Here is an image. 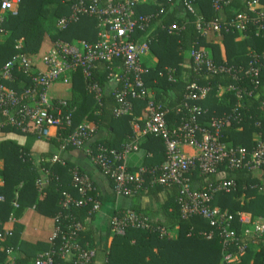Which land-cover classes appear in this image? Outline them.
<instances>
[{
    "label": "trees",
    "instance_id": "obj_1",
    "mask_svg": "<svg viewBox=\"0 0 264 264\" xmlns=\"http://www.w3.org/2000/svg\"><path fill=\"white\" fill-rule=\"evenodd\" d=\"M187 1L192 3L194 14L185 10L182 0H153L135 8L136 15L151 17L152 30L135 32L133 35L135 41L145 40L149 44V53L141 61L146 70L142 79L148 96L130 100V116H114L116 103L113 91L121 90L122 85L109 77L107 64L96 63L88 79L79 71L72 76L71 95L62 100L65 106L61 108L63 114L73 110L71 124L66 130L60 131L56 138H42L32 124L25 133L11 127L0 130V135L15 134L25 140L22 145L14 140L0 141V232L4 240L0 249V264H7L11 259L14 264H32L38 253H45L50 248L48 242L30 244L21 240L23 226L19 223H13L8 229L4 228L10 217L16 216L23 208L33 209L51 219L58 213L74 216L82 226L79 244L93 252L91 264H223L222 255L225 250L221 240L218 237L207 240L201 235L213 228L198 217L181 218L178 203L180 186L151 182L165 159L164 145L159 137L147 135L144 148L149 156L141 167L147 171L145 183L134 195L124 198L131 200L128 210L146 218L153 227H177L175 239H159L153 231L130 228L125 230L123 236H113L110 220L108 230L101 234L91 226L96 212L91 211L90 205L80 208L69 206L67 209L61 207V191L68 192L73 199L80 198L76 188L71 185L72 172L85 174L80 168L61 158L62 154L75 148L67 147L59 151L60 139L80 124L89 123L95 127V131L104 134L102 140L92 144L93 150L96 145H101L109 150L121 151L133 139L131 122L143 124L145 108L149 102L166 111L168 129L174 132L183 116V111L178 112L182 100L179 84L197 83L211 87L206 98L197 104L201 111L199 124L202 129L211 132V125L217 124L220 140L227 148H244L250 153L257 144L264 143V33L258 34L255 25L251 24L241 37L230 27L237 15L254 18L255 12L264 9V0ZM73 2L74 0H20L15 14H7L2 24L7 35L0 42V69L19 54L37 55L46 39L50 43H72L77 40L88 44L96 43L98 38L95 18L78 16L69 20ZM251 2L255 4L250 6ZM215 5L218 6L217 9ZM196 16L201 17L205 23H219V34L211 33L201 37L194 24ZM62 18L67 22L60 28L58 22ZM172 24L178 27L173 34L161 29V26ZM192 49L208 52L213 65L228 70L229 74L195 72L189 57ZM250 63H255L259 68L256 85L252 84L250 77L244 75ZM234 71L235 81L232 78ZM89 84H95L99 88L98 100L87 91ZM217 85H232L245 94L243 93L240 101L231 92L219 95ZM8 86L20 94L31 83L19 73L17 83ZM52 100L56 103L61 99ZM39 140L45 141L54 150L53 154H60L64 165L46 160L39 167L35 166L31 148ZM104 176L114 193L113 180L108 175ZM185 176L190 188L194 190L221 180L234 182V188L229 193L214 194L209 206L232 217L231 230L238 236V241L226 251L234 253L238 246H246L244 254L232 264H264V190H258L264 182V165L251 172L243 168H230L225 163L212 174H203L195 168ZM43 177L48 179V184L41 190L37 183ZM89 196L100 201L95 190ZM144 199H150L153 204L158 205V218L150 217L152 210L143 202ZM13 204L18 205L16 210ZM239 214L249 216L251 221H260L263 225L262 234L256 236L253 227L240 224ZM248 228L250 231L246 234L245 230ZM7 250H12V257L7 254ZM58 264L64 263L58 261Z\"/></svg>",
    "mask_w": 264,
    "mask_h": 264
},
{
    "label": "built area",
    "instance_id": "obj_2",
    "mask_svg": "<svg viewBox=\"0 0 264 264\" xmlns=\"http://www.w3.org/2000/svg\"><path fill=\"white\" fill-rule=\"evenodd\" d=\"M185 10L194 14L190 1L182 0ZM20 0H0V37H5L7 32L2 24L7 14H15ZM144 3V0H74L71 7L70 19L78 16H87L97 20V41L88 44L84 41L67 43L63 41L52 42L48 50L42 55L39 63H35L32 56L19 54L8 61L0 69V130L6 127L25 133L30 124L36 127V133L42 138L48 137L50 129L55 131V138L60 131L66 130L71 124V113L63 114L61 108L65 102L60 100L53 102L49 97L51 87L56 83L70 86L72 76L80 72L84 78L90 77V71L96 63L108 65L109 77L121 83V90L113 91L116 108L115 117L130 116L132 104L130 100L143 99L148 96L143 86V75L146 73L141 61L149 53V44L145 40L135 41V32L152 30L151 17L138 16L135 8ZM255 2H251L253 6ZM217 9L218 6L215 5ZM67 20L62 18L58 25L63 28ZM194 24L201 37L211 33L219 34L221 26L217 22L205 23L201 17L196 16ZM255 25L256 32L264 33V9L254 13V18L246 15H237L231 22L232 30L242 34L249 25ZM169 34H173L178 27L174 24L161 26ZM227 30V29H226ZM195 72L205 71L211 74L227 73L228 70L216 68L209 53L204 50L192 49L189 52ZM264 69V67H263ZM259 68L255 63H250L245 76L251 78L252 84H257ZM22 74L29 80L31 86L23 89L20 94L13 91L8 85L17 83V74ZM233 72V81H235ZM182 92L181 105L178 112L183 111L180 125L176 131L168 129L165 115L166 111L149 102L145 108L142 129L138 135H151L159 137L164 145L165 159L152 179L153 184L180 186L178 203L182 219L198 217L206 221L213 230L201 235L210 240L218 237L223 246L222 263L232 264L245 252L246 246L241 245L234 253L226 250L237 244L238 236L231 230L232 217L220 213L216 208H210L209 204L216 193H229L234 188L232 180H221L215 184H208L200 190L191 189L185 176L189 171L198 168L203 174H212L221 164H227L230 168H243L251 172L264 165V143L260 142L249 153L244 148H227L220 140L219 126L212 124L213 131L202 129L199 124L201 113L197 105L210 93L211 87L200 86L197 83L179 84ZM219 95L233 93L240 101L243 90L232 85H217ZM87 91L95 100L100 97V90L95 85H88ZM245 94V93H244ZM93 125L80 124L71 133L60 139L59 151L67 147L75 149L83 148L94 132ZM138 137L125 145L121 151L109 150L96 145L91 159L104 175H108L114 182L116 196L129 197L134 195L145 183L144 168L135 172H129L125 165V158L130 153L139 150ZM184 147H189L195 152L193 156H187L183 152ZM50 163L64 165V161L58 156L51 158ZM46 174V173H45ZM71 185L76 188L79 199H73L66 191H61V207L69 206L77 208L90 205L91 211L97 212L100 202L91 196L94 187L85 175L76 171L71 174ZM48 184V179L43 183L38 181L39 189ZM45 185V186H44ZM264 190V182L258 188ZM0 200L2 198L0 197ZM13 208H18L13 204ZM239 223L253 227V233L259 236L263 232L260 221H251L249 216L239 214ZM12 216L10 217V219ZM9 219V221H10ZM111 235L123 236L126 229L141 231H153L159 239L171 240L176 238L177 227L168 229L165 227H153L146 218L140 217L131 210L117 211L111 218ZM250 228L245 230L249 233ZM82 226L74 216L58 213L53 219V227L48 239L50 246L45 253L38 254L32 264H91L93 252L83 248L79 244ZM191 233L188 234L190 236ZM3 234L0 232V249L3 243ZM7 254L13 256L12 250ZM7 264H14L11 259Z\"/></svg>",
    "mask_w": 264,
    "mask_h": 264
},
{
    "label": "crops",
    "instance_id": "obj_3",
    "mask_svg": "<svg viewBox=\"0 0 264 264\" xmlns=\"http://www.w3.org/2000/svg\"><path fill=\"white\" fill-rule=\"evenodd\" d=\"M150 2H153V0H144V3L146 4ZM5 37H0V42H2ZM238 39L240 40L242 38ZM60 87L63 89H61ZM70 95V86H65L61 83L54 84L49 92V97L51 99L65 100L68 99ZM87 124L91 125L89 123ZM130 126L133 138L138 137L140 145L137 152L130 153L126 156L125 165L128 171L135 172L142 167L145 158L149 156V154L144 148L147 136L138 135L140 130L142 129V124L135 121L131 122ZM48 134L49 135L47 138H55L54 130L50 129ZM103 138L104 134L102 132L95 131L94 128V132L91 134L90 140L83 148L67 151L61 156V158L65 162H68L75 167L80 168L83 174H85L91 180L94 190L100 200L99 210L95 213L94 219L91 222V226L94 231L101 234H104L108 230L109 220L115 211L128 209L131 205L130 199L124 198L122 196H116L115 193H113L108 180L98 170L91 159L90 155L93 154L94 151V147L92 146V144L99 142ZM4 139L17 141L21 145L25 143L23 137H19L15 134L0 135V141ZM31 151L33 154V162L37 167H39V165H41L46 160L50 161L54 156H58L60 158V154H53L54 150L43 140L36 141L32 145ZM89 151L91 154H89ZM183 152L187 156H193L195 153L193 149L189 147H184ZM1 166L2 164L0 162V168ZM45 180H47L45 177L41 178L42 183ZM1 184L2 183L0 182V185ZM143 202L152 210L150 211V217L158 218V205L153 204L150 199H144ZM13 223H19L23 226L21 240L30 244H35L37 242L46 244L53 227V219L44 217L43 215L37 213L35 210L28 208H23L18 212L16 216H12L10 221L5 224L4 228H10ZM109 242L110 239L108 240V243ZM97 264H99V262H97Z\"/></svg>",
    "mask_w": 264,
    "mask_h": 264
},
{
    "label": "rangeland",
    "instance_id": "obj_4",
    "mask_svg": "<svg viewBox=\"0 0 264 264\" xmlns=\"http://www.w3.org/2000/svg\"><path fill=\"white\" fill-rule=\"evenodd\" d=\"M50 44H51V43L49 42V40L46 39L45 42H44V44H43V47H42L40 53L37 54V55H35V56H32V58L35 60V63H39V61H40L42 55L48 50ZM60 88H61V87H60ZM61 89H63V88H61Z\"/></svg>",
    "mask_w": 264,
    "mask_h": 264
}]
</instances>
